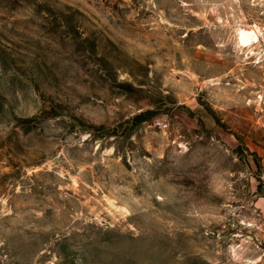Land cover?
I'll return each mask as SVG.
<instances>
[{
	"label": "rangeland",
	"instance_id": "obj_1",
	"mask_svg": "<svg viewBox=\"0 0 264 264\" xmlns=\"http://www.w3.org/2000/svg\"><path fill=\"white\" fill-rule=\"evenodd\" d=\"M254 23L245 0H0V264H264Z\"/></svg>",
	"mask_w": 264,
	"mask_h": 264
},
{
	"label": "built area",
	"instance_id": "obj_2",
	"mask_svg": "<svg viewBox=\"0 0 264 264\" xmlns=\"http://www.w3.org/2000/svg\"><path fill=\"white\" fill-rule=\"evenodd\" d=\"M239 1V0H236ZM256 13V23L250 25L251 30L256 34V40L251 44V48H257L264 52V0H245ZM158 124L166 127L167 124L158 121Z\"/></svg>",
	"mask_w": 264,
	"mask_h": 264
},
{
	"label": "bare ground",
	"instance_id": "obj_3",
	"mask_svg": "<svg viewBox=\"0 0 264 264\" xmlns=\"http://www.w3.org/2000/svg\"><path fill=\"white\" fill-rule=\"evenodd\" d=\"M251 29V27L236 28V44L242 50L246 49L247 54L251 51L250 45L256 40V34Z\"/></svg>",
	"mask_w": 264,
	"mask_h": 264
}]
</instances>
